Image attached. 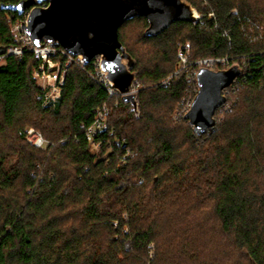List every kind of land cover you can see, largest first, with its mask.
<instances>
[{
  "label": "trees",
  "instance_id": "obj_1",
  "mask_svg": "<svg viewBox=\"0 0 264 264\" xmlns=\"http://www.w3.org/2000/svg\"><path fill=\"white\" fill-rule=\"evenodd\" d=\"M21 1L0 0V47L18 45L10 26L29 10L1 6ZM187 1L195 23L146 36L135 17L118 29L141 86L138 118L92 78L91 61L71 64L44 107L33 53L2 57L0 264H264V0ZM133 23L135 36L123 32ZM186 43L189 70L175 73ZM206 57L241 73L223 118L225 104L196 134L180 102L194 97L187 73ZM103 104L107 127L87 136L81 125ZM29 127L48 146L29 144Z\"/></svg>",
  "mask_w": 264,
  "mask_h": 264
},
{
  "label": "water",
  "instance_id": "obj_2",
  "mask_svg": "<svg viewBox=\"0 0 264 264\" xmlns=\"http://www.w3.org/2000/svg\"><path fill=\"white\" fill-rule=\"evenodd\" d=\"M1 8L18 14L29 9L21 28L34 46H60L84 65L99 57L101 72L135 114L138 93H130L137 75L135 60L118 39L119 27L132 18L145 17L148 27L144 35L157 36L174 22L198 20L187 0H30ZM4 53L5 48L0 47V54ZM240 73L237 64L218 70L198 69L197 92L183 116L196 134L214 128L215 111L226 103L224 90Z\"/></svg>",
  "mask_w": 264,
  "mask_h": 264
},
{
  "label": "built area",
  "instance_id": "obj_3",
  "mask_svg": "<svg viewBox=\"0 0 264 264\" xmlns=\"http://www.w3.org/2000/svg\"><path fill=\"white\" fill-rule=\"evenodd\" d=\"M45 6L46 3L41 4ZM28 11L26 12L24 19L22 21H16L11 24V33L14 38L18 41V45L10 46L5 48V53L0 54V60L6 55H13L17 59H20L23 55L24 49H27L33 53L34 59L38 61L37 68L32 73V78L35 80L37 86L40 89V94L38 99L41 100L42 106H52L56 104L61 95V89L64 84L67 69L71 64H76L80 68H84L85 65L82 64L74 55L68 53L62 47H54L49 44H45L40 47L33 45L32 41L24 34L21 23L25 21ZM188 48L189 43H186L184 46L179 45L177 51L178 57V68L175 73L179 71L189 70L188 68ZM94 65V72L92 73V78L102 85L108 94V97L120 96L121 94L110 85L107 78L101 72L100 69V58L95 57L91 60ZM227 61L225 58H212L206 57L196 60L193 64L194 69L187 71V76L189 79L196 83V73L199 68L205 67L212 70L224 69L227 67ZM227 91V88L224 90V94ZM137 92V88L132 86L130 93ZM197 92V85L195 94ZM193 99V98H192ZM192 99L186 103L182 108V112L185 113L188 111ZM109 108L106 104H103L93 115L88 125H81L84 134L90 136L96 133L99 130H103L107 127V116ZM26 139L29 144L37 148H45L48 146L49 142L43 137V135L35 130L32 127L27 128L26 130Z\"/></svg>",
  "mask_w": 264,
  "mask_h": 264
},
{
  "label": "rangeland",
  "instance_id": "obj_4",
  "mask_svg": "<svg viewBox=\"0 0 264 264\" xmlns=\"http://www.w3.org/2000/svg\"><path fill=\"white\" fill-rule=\"evenodd\" d=\"M138 28H139V23H133V24H131V25H129L126 29H124V31L123 32H127L128 34H130V35H136V31L138 30ZM140 29V28H139ZM177 47H178V45H177ZM179 48V47H178ZM178 48H177V50H178ZM227 67H229V66H227ZM226 67V68H227ZM136 80V79H135ZM141 86H138L137 87V89H139ZM137 99H138V113L137 114H135L132 110H131V106L130 105H128L129 106V111L131 112V114L135 117V118H138L141 114H142V109H141V103H140V100H139V98L137 97ZM187 103V102H186ZM186 103H181L180 102V104H181V108L183 107V105L185 104L186 105ZM188 104V103H187ZM227 105H228V103L227 104H225V107L224 108H222V109H220L219 110V118L221 119V118H223V116H224V110L226 109V107H227ZM184 108V107H183ZM96 148H97V146H96Z\"/></svg>",
  "mask_w": 264,
  "mask_h": 264
}]
</instances>
